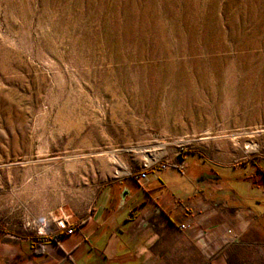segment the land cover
Listing matches in <instances>:
<instances>
[{
  "label": "rangeland",
  "instance_id": "1",
  "mask_svg": "<svg viewBox=\"0 0 264 264\" xmlns=\"http://www.w3.org/2000/svg\"><path fill=\"white\" fill-rule=\"evenodd\" d=\"M194 154L264 174V0H0V232Z\"/></svg>",
  "mask_w": 264,
  "mask_h": 264
},
{
  "label": "crops",
  "instance_id": "2",
  "mask_svg": "<svg viewBox=\"0 0 264 264\" xmlns=\"http://www.w3.org/2000/svg\"><path fill=\"white\" fill-rule=\"evenodd\" d=\"M259 176L187 155L107 185L71 235L0 232V264H264Z\"/></svg>",
  "mask_w": 264,
  "mask_h": 264
},
{
  "label": "built area",
  "instance_id": "3",
  "mask_svg": "<svg viewBox=\"0 0 264 264\" xmlns=\"http://www.w3.org/2000/svg\"><path fill=\"white\" fill-rule=\"evenodd\" d=\"M150 166H146L144 169L139 171L138 173L132 174L131 177L136 180L141 186L145 187L146 183L148 181V172L150 170ZM163 169H167V166L164 165ZM186 208V207H185ZM70 218H66L65 220L61 221V223L58 224V230L53 231V233L57 236L61 232L66 231L68 234H72L74 232V226H71L69 224ZM63 224V225H61ZM189 225L182 226V229L189 228ZM47 232H39L38 235L40 236H46Z\"/></svg>",
  "mask_w": 264,
  "mask_h": 264
},
{
  "label": "bare ground",
  "instance_id": "4",
  "mask_svg": "<svg viewBox=\"0 0 264 264\" xmlns=\"http://www.w3.org/2000/svg\"><path fill=\"white\" fill-rule=\"evenodd\" d=\"M250 148H253V149H254V146L251 145V147H249V149H250ZM151 163H152V161H151ZM61 225H62V224H61Z\"/></svg>",
  "mask_w": 264,
  "mask_h": 264
}]
</instances>
